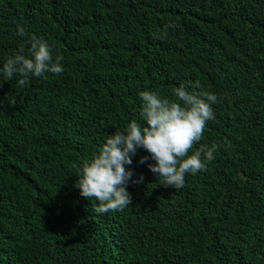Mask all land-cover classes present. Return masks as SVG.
<instances>
[{
  "label": "trees",
  "instance_id": "16d2710c",
  "mask_svg": "<svg viewBox=\"0 0 264 264\" xmlns=\"http://www.w3.org/2000/svg\"><path fill=\"white\" fill-rule=\"evenodd\" d=\"M33 36L64 71L0 75V264H264V0H0V67ZM188 81L215 158L174 188L139 149L131 204L96 213L76 165Z\"/></svg>",
  "mask_w": 264,
  "mask_h": 264
},
{
  "label": "clouds",
  "instance_id": "9594fccd",
  "mask_svg": "<svg viewBox=\"0 0 264 264\" xmlns=\"http://www.w3.org/2000/svg\"><path fill=\"white\" fill-rule=\"evenodd\" d=\"M16 35H26L22 25H17ZM62 61L63 57L54 55L46 40L33 36L27 49L21 44L6 58L0 75L7 80L17 73L37 77L46 72L58 74L64 71ZM199 87V81L181 82L173 89V99L151 89L139 91V119L106 135L99 151L76 165V186L82 196L97 201L96 213L131 204L132 194L127 186L142 181L143 174L134 178V169L127 166L133 163L139 149L147 153L140 156L139 163L146 164L158 178L163 177L161 183L174 188L183 187L186 174L206 169L207 162L215 158V144L203 145L189 154L201 140L207 122L215 118L213 105L218 100L216 93L197 91Z\"/></svg>",
  "mask_w": 264,
  "mask_h": 264
}]
</instances>
